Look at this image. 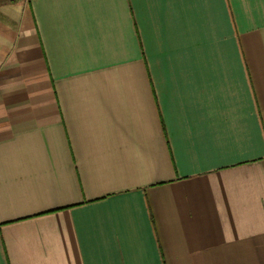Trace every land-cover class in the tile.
<instances>
[{
	"label": "crops",
	"instance_id": "0c3cea01",
	"mask_svg": "<svg viewBox=\"0 0 264 264\" xmlns=\"http://www.w3.org/2000/svg\"><path fill=\"white\" fill-rule=\"evenodd\" d=\"M0 264H264V0H0Z\"/></svg>",
	"mask_w": 264,
	"mask_h": 264
},
{
	"label": "trees",
	"instance_id": "16d2710c",
	"mask_svg": "<svg viewBox=\"0 0 264 264\" xmlns=\"http://www.w3.org/2000/svg\"><path fill=\"white\" fill-rule=\"evenodd\" d=\"M10 1H15V0H10Z\"/></svg>",
	"mask_w": 264,
	"mask_h": 264
}]
</instances>
